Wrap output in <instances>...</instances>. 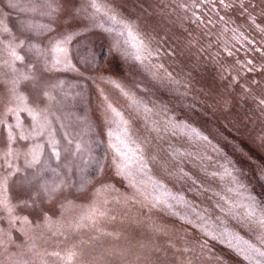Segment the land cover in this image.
<instances>
[{
    "label": "rangeland",
    "instance_id": "1",
    "mask_svg": "<svg viewBox=\"0 0 264 264\" xmlns=\"http://www.w3.org/2000/svg\"><path fill=\"white\" fill-rule=\"evenodd\" d=\"M233 31L199 54L156 0H0V264H264Z\"/></svg>",
    "mask_w": 264,
    "mask_h": 264
},
{
    "label": "trees",
    "instance_id": "2",
    "mask_svg": "<svg viewBox=\"0 0 264 264\" xmlns=\"http://www.w3.org/2000/svg\"><path fill=\"white\" fill-rule=\"evenodd\" d=\"M257 0H156V4L163 8L177 24L180 29L178 37L186 40L190 47L195 48L200 54L208 50L214 42H221L223 38L229 37L228 33L235 29L238 19L249 11ZM252 20L253 29L250 33H240L241 38L234 31L233 35L238 40L234 48L238 54L239 61L236 67L243 72L260 71L264 78V22ZM238 29V28H237ZM236 29V30H237ZM232 33V32H231ZM248 35L245 37L244 35ZM180 35V36H179ZM243 37L245 39H243ZM248 40L249 44L245 41ZM224 41V40H223ZM232 43V44H233ZM256 55L251 56L250 52ZM263 51V52H262ZM240 53H244L241 58ZM261 54H263L261 56ZM240 62V63H239ZM260 78L255 75L254 82H259ZM264 84V80L261 81ZM264 88V87H263ZM258 93V94H257ZM255 95L264 110V90Z\"/></svg>",
    "mask_w": 264,
    "mask_h": 264
},
{
    "label": "snow or ice",
    "instance_id": "3",
    "mask_svg": "<svg viewBox=\"0 0 264 264\" xmlns=\"http://www.w3.org/2000/svg\"><path fill=\"white\" fill-rule=\"evenodd\" d=\"M129 34L132 35L131 29H129ZM61 51H63V49H61ZM12 55L15 56V52H14V51H13ZM16 58H17V59H22L21 57H18V56H17ZM260 223H261V226L264 227V220H261ZM53 254H54V255H57V256L59 255V253H53ZM259 254L262 255V256H264V252H260ZM67 259H68L69 261H71V260H72V255L70 254V255L67 257Z\"/></svg>",
    "mask_w": 264,
    "mask_h": 264
}]
</instances>
